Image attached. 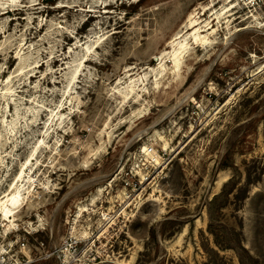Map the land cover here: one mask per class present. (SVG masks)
I'll use <instances>...</instances> for the list:
<instances>
[{
  "label": "rangeland",
  "instance_id": "1",
  "mask_svg": "<svg viewBox=\"0 0 264 264\" xmlns=\"http://www.w3.org/2000/svg\"><path fill=\"white\" fill-rule=\"evenodd\" d=\"M0 264H264V0H0Z\"/></svg>",
  "mask_w": 264,
  "mask_h": 264
},
{
  "label": "bare ground",
  "instance_id": "2",
  "mask_svg": "<svg viewBox=\"0 0 264 264\" xmlns=\"http://www.w3.org/2000/svg\"><path fill=\"white\" fill-rule=\"evenodd\" d=\"M91 15V14H90ZM91 18V17H90ZM87 23V22H86ZM66 38H68V37H66ZM10 61H11V59H10ZM59 62V60H54L53 61V63H54V65H56L57 63ZM16 195V194H15ZM12 197V196H11ZM15 197V196H14ZM10 197H8V199H9ZM14 200H16L15 198H11L10 200H5V201H7V203L9 202L10 204H11V202H12V204L11 205H14L15 206V204H13V202H14ZM8 203V204H9ZM14 203H17V201H15ZM7 206V205H6ZM5 209H6V207H5ZM4 209V212H7L6 210ZM9 211V210H8ZM7 214H8V212H7ZM5 216H6V214H5Z\"/></svg>",
  "mask_w": 264,
  "mask_h": 264
}]
</instances>
